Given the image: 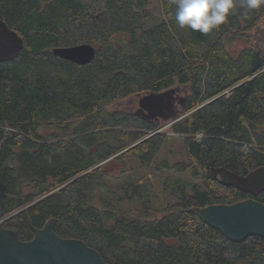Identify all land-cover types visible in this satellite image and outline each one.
I'll list each match as a JSON object with an SVG mask.
<instances>
[{"label": "trees", "instance_id": "16d2710c", "mask_svg": "<svg viewBox=\"0 0 264 264\" xmlns=\"http://www.w3.org/2000/svg\"><path fill=\"white\" fill-rule=\"evenodd\" d=\"M89 1L0 0V20L24 43L0 63L1 226L30 241L53 219L59 237L83 241L107 264H264L263 238L233 243L189 211L264 204V192L223 187L208 172L264 166V37H253L264 5L237 0L223 25L202 34L176 24L174 0H158L164 21L150 28L146 0ZM237 41L244 47L232 55ZM80 44L96 50L87 65L52 53ZM175 84L188 86L170 126L190 161L181 165L159 157L169 138L156 121L109 110ZM172 174L174 200L153 218L154 181Z\"/></svg>", "mask_w": 264, "mask_h": 264}, {"label": "water", "instance_id": "95a60500", "mask_svg": "<svg viewBox=\"0 0 264 264\" xmlns=\"http://www.w3.org/2000/svg\"><path fill=\"white\" fill-rule=\"evenodd\" d=\"M24 47L22 38L0 20V63L15 60ZM95 48L89 44L56 48L53 55L77 65L89 64L95 56ZM172 89L140 96L136 114L147 120L163 122L179 119L177 105L183 104ZM209 175L221 186L258 195L264 192V166L244 176L223 167H208ZM6 186L0 179V221L3 217ZM206 226L220 232L233 243H241L249 237L264 239V204L246 199L233 204L209 205L190 208ZM55 220H48L40 229H33L30 241H21L17 234L0 223V264H107L100 254L83 241L61 238L55 231Z\"/></svg>", "mask_w": 264, "mask_h": 264}, {"label": "rangeland", "instance_id": "374dc122", "mask_svg": "<svg viewBox=\"0 0 264 264\" xmlns=\"http://www.w3.org/2000/svg\"><path fill=\"white\" fill-rule=\"evenodd\" d=\"M89 1V0H88ZM91 12L99 13L103 11V4L102 3H95L89 1ZM146 11L150 14V20L147 23V27L150 28L152 26L158 25L164 21L163 11L160 7L158 0H146ZM262 23L258 26V28L253 32V37L256 39H260L264 37V16L262 19ZM244 43L242 41H237L232 43L230 46H228L229 51L232 53V55L238 54L241 49H243ZM174 91H176V94L178 97H185L186 93L188 92V86H182L179 84H175L170 88ZM142 95H132L128 98H125L123 100L116 101L113 103L109 110H122L125 112H128L129 114H135L138 109V100ZM177 111L179 113V117L183 116V111L180 106V104L177 105ZM156 122L159 124V130L162 133L167 134L168 136V143L162 150V153L160 154L161 159H168L171 164L181 165L189 164L190 161L187 159L185 155V151L183 149V144L181 140L177 137H173L170 132V126L173 123L172 121L169 122H163L161 120H156ZM264 130V127L262 128ZM104 168L106 171H111L114 174H118L121 166L119 164H115L113 162H107L104 165ZM147 177H150L148 175ZM159 178L154 181V190H153V197H152V203L155 204L156 211L152 212L153 218H160L164 215V212H162L164 206H166L168 203L172 202L174 199L170 198L169 196V187L165 184L168 183L172 187H174V181L177 179V176L174 174L170 176L164 177L163 175L158 176ZM189 179V173H184L180 175V178ZM166 180V181H164ZM178 180V179H177ZM127 209H130V206L126 207ZM10 216V215H9ZM6 217V218H9Z\"/></svg>", "mask_w": 264, "mask_h": 264}, {"label": "clouds", "instance_id": "9594fccd", "mask_svg": "<svg viewBox=\"0 0 264 264\" xmlns=\"http://www.w3.org/2000/svg\"><path fill=\"white\" fill-rule=\"evenodd\" d=\"M174 4L175 21L180 28L208 34L235 13L237 0H174ZM245 4L249 10L257 9L264 0H245Z\"/></svg>", "mask_w": 264, "mask_h": 264}, {"label": "built area", "instance_id": "2783aa9c", "mask_svg": "<svg viewBox=\"0 0 264 264\" xmlns=\"http://www.w3.org/2000/svg\"><path fill=\"white\" fill-rule=\"evenodd\" d=\"M4 220V218H2V220L0 221V223Z\"/></svg>", "mask_w": 264, "mask_h": 264}, {"label": "flooded vegetation", "instance_id": "af4514ba", "mask_svg": "<svg viewBox=\"0 0 264 264\" xmlns=\"http://www.w3.org/2000/svg\"><path fill=\"white\" fill-rule=\"evenodd\" d=\"M185 97H186V95H185ZM137 111H138V109H137ZM139 115H141V114H139Z\"/></svg>", "mask_w": 264, "mask_h": 264}]
</instances>
